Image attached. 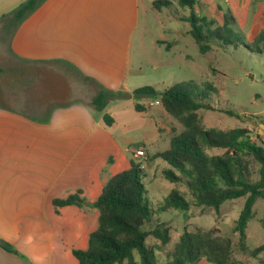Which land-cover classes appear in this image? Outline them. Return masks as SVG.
I'll use <instances>...</instances> for the list:
<instances>
[{"label": "crops", "instance_id": "obj_1", "mask_svg": "<svg viewBox=\"0 0 264 264\" xmlns=\"http://www.w3.org/2000/svg\"><path fill=\"white\" fill-rule=\"evenodd\" d=\"M26 1L0 0V238L15 251L0 245V264H53L56 233L69 232L88 247L96 230L90 232V219L98 212L56 211L57 178L69 173L81 198L96 202L116 175L97 162L130 168L131 152L149 156L148 146L169 127L161 104L149 107L152 99L133 94L136 38L155 0H44L23 21L1 24ZM197 1V12L220 13L224 23L226 9L239 25L234 0ZM160 40L155 44L169 43ZM102 90L122 96L98 111L93 100ZM105 114L114 120L110 127ZM136 141L141 145L131 148Z\"/></svg>", "mask_w": 264, "mask_h": 264}, {"label": "trees", "instance_id": "obj_2", "mask_svg": "<svg viewBox=\"0 0 264 264\" xmlns=\"http://www.w3.org/2000/svg\"><path fill=\"white\" fill-rule=\"evenodd\" d=\"M43 1L27 0L12 15L21 22ZM173 1L190 10L187 17L191 26L190 35L201 51L206 52L211 48V37L222 44L233 42L230 24L235 23L236 19L230 11L224 15V23L219 24L197 13V0H155L153 8L157 11L170 8ZM250 38L256 42L262 41L264 30ZM207 88L214 90L210 84ZM133 94L136 98L149 97L159 101L164 110L184 126L180 135L171 138L167 150L152 156V160L162 159L170 166L163 171L167 181L182 183L195 205L216 211L227 201L245 198L233 229L239 235L240 247L245 249L246 231L254 218V206L259 200L264 201V141L259 144V135L253 136L248 127L205 129L199 119V111H215L217 107L207 102V90H200L192 83H177L163 92L152 86H144ZM120 96L121 92L102 90L94 98L93 105L98 111H103L112 98ZM135 108L144 111L140 104H136ZM226 112L243 121L249 118L231 110ZM104 122L110 127L114 120L105 114ZM251 157L260 165L257 180H253L250 169ZM130 164L128 170L114 175L106 183L95 202L99 212L98 226L90 234L88 248L72 251L79 264H158L155 250L147 244V238L151 235L161 245H167L170 242L169 229L164 224H157L149 230L146 226L156 213L169 209L186 212L190 209L191 202L177 190L164 198L158 210L153 209L146 197L144 169L133 160ZM81 194V190H78L66 198L54 199L53 206L56 211L68 206L83 207L80 204L83 200ZM3 247L8 252L14 251L7 242ZM231 251V240L215 230H185L174 247L169 264H197L201 260L209 264H235L231 262ZM261 253H264V245L251 251L254 257ZM136 254L139 260H136Z\"/></svg>", "mask_w": 264, "mask_h": 264}, {"label": "rangeland", "instance_id": "obj_3", "mask_svg": "<svg viewBox=\"0 0 264 264\" xmlns=\"http://www.w3.org/2000/svg\"><path fill=\"white\" fill-rule=\"evenodd\" d=\"M234 2L237 6L235 16L239 25L232 22L230 24L233 42L227 41V44H222L211 37L209 42L211 48L206 52L200 50L190 35L191 26L187 21L190 15L188 8L180 6L176 1L161 13L149 7L142 15V25L136 38L135 67L138 70L134 75L136 80L133 86L136 89L152 86L163 92L177 83H192L200 90H207L209 93L207 102L217 107L215 111H199V119L205 129L229 130L248 127L253 136L259 135L260 144L264 141V39L256 42L250 37H256L264 30V0H234ZM204 10L205 13L203 9L197 13L219 24L223 23L220 13L205 8ZM224 10L227 14L226 9ZM4 22L12 25L16 20L9 14L1 24ZM176 30L177 33L173 32ZM162 38L169 41L166 47L156 45L162 43L160 40ZM0 66H3L2 63ZM208 84L212 85L213 91L207 88ZM228 110L249 118L243 121L229 115L226 112ZM162 111L165 118L164 121L161 117L162 124L165 123L169 127L168 134H164L163 139L153 146H148L149 156L145 154L136 158L135 162L139 163L146 173V197L153 209L158 210L164 198L173 190L180 191L191 202V207L186 212L169 209L166 212L156 213L146 226L149 230L157 224H164L169 229L170 242L167 245H161L160 241L151 235L147 238V244L155 250L158 264H169L171 254L182 233L185 230L196 229L215 230L217 234L229 238L232 242V263L264 264V253L257 257L251 255L252 250L264 245V201L259 200L254 206V218L248 224L247 240L243 249L239 244V235L233 229L244 206L245 198L227 201L219 211H216L213 208L195 205L182 183H171L164 178L163 171L170 166L162 159L152 160V156L155 152L168 149L171 138L180 135L184 131V126L164 108ZM140 142H134L131 148L139 147ZM23 144L25 149H29L31 145L28 142ZM249 163L253 180H257L260 165L252 157L249 158ZM97 166L104 168V171L107 169L109 175L129 168L119 163L107 168L101 161L97 162ZM55 184L57 198H66L77 192L78 183L69 176V173L57 178ZM82 186L85 188L86 185L82 183ZM98 217L99 213L96 212V216L90 219V232L97 228ZM52 222L58 226L60 224L65 226L64 220ZM68 233L60 230L55 235L54 243L57 249L53 264H79L72 255L71 249L73 246L79 250L88 248L81 245L80 240H76L74 235H67ZM136 260H139L137 254ZM197 264L209 263L201 260Z\"/></svg>", "mask_w": 264, "mask_h": 264}, {"label": "built area", "instance_id": "obj_4", "mask_svg": "<svg viewBox=\"0 0 264 264\" xmlns=\"http://www.w3.org/2000/svg\"><path fill=\"white\" fill-rule=\"evenodd\" d=\"M148 106H154V105H160V102L157 100H153L151 102L146 103ZM131 154L134 156V158H140L145 155V152L143 150H135L132 151Z\"/></svg>", "mask_w": 264, "mask_h": 264}, {"label": "water", "instance_id": "obj_5", "mask_svg": "<svg viewBox=\"0 0 264 264\" xmlns=\"http://www.w3.org/2000/svg\"><path fill=\"white\" fill-rule=\"evenodd\" d=\"M80 204L88 209H96V203L95 202H90L86 200H82ZM0 245H4V241L0 238Z\"/></svg>", "mask_w": 264, "mask_h": 264}]
</instances>
